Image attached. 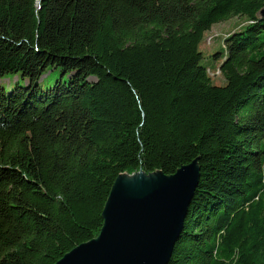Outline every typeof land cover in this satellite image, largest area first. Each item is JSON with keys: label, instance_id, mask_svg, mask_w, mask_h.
Returning <instances> with one entry per match:
<instances>
[{"label": "trees", "instance_id": "16d2710c", "mask_svg": "<svg viewBox=\"0 0 264 264\" xmlns=\"http://www.w3.org/2000/svg\"><path fill=\"white\" fill-rule=\"evenodd\" d=\"M262 10L264 0H0V264L54 263L98 234L119 173H171L195 157L167 264H264ZM235 16L242 28L213 54L221 61L201 62L205 32Z\"/></svg>", "mask_w": 264, "mask_h": 264}, {"label": "water", "instance_id": "95a60500", "mask_svg": "<svg viewBox=\"0 0 264 264\" xmlns=\"http://www.w3.org/2000/svg\"><path fill=\"white\" fill-rule=\"evenodd\" d=\"M199 176L197 157L171 173H119L104 202L98 234L52 264H167Z\"/></svg>", "mask_w": 264, "mask_h": 264}, {"label": "rangeland", "instance_id": "374dc122", "mask_svg": "<svg viewBox=\"0 0 264 264\" xmlns=\"http://www.w3.org/2000/svg\"><path fill=\"white\" fill-rule=\"evenodd\" d=\"M240 19L244 20V17L241 16L231 17L225 21H221L213 24L211 26V29L205 32L204 39L199 44V49L202 51L204 55L203 59H201V62L211 65L213 62L218 64L221 61L220 58L214 59L213 54L221 49L223 45V39L229 32L242 28L241 25L243 23H241ZM58 75H60V71L53 70L51 76L45 77L40 80L41 85L45 87L47 84L51 83ZM212 76L214 82L222 81V79H220L219 71L213 73ZM16 79H17V75H8L5 78H3L2 81L6 87H11L12 85L15 84ZM19 82L24 83L25 79L19 78Z\"/></svg>", "mask_w": 264, "mask_h": 264}]
</instances>
